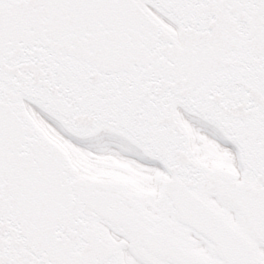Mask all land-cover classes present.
I'll return each mask as SVG.
<instances>
[{"label":"snow or ice","instance_id":"obj_1","mask_svg":"<svg viewBox=\"0 0 264 264\" xmlns=\"http://www.w3.org/2000/svg\"><path fill=\"white\" fill-rule=\"evenodd\" d=\"M0 264H264V0H0Z\"/></svg>","mask_w":264,"mask_h":264}]
</instances>
